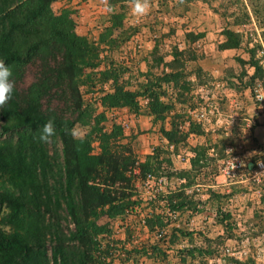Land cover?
Instances as JSON below:
<instances>
[{
	"label": "rangeland",
	"instance_id": "rangeland-1",
	"mask_svg": "<svg viewBox=\"0 0 264 264\" xmlns=\"http://www.w3.org/2000/svg\"><path fill=\"white\" fill-rule=\"evenodd\" d=\"M104 7L101 0H59L52 4L56 14L64 9L71 11L76 33L94 43H100L101 34L109 26L110 13ZM116 11L123 12L122 28L112 33L117 46L98 45L99 67L83 70L82 79L95 76L79 87L83 105L90 107L93 115L102 111L97 100L111 87L110 82H97L96 75L108 67L118 71V82L132 91L144 84L142 75L148 70L151 80L177 72L175 83L164 82L157 90L162 101L171 102L172 110L165 120L154 123L153 118L139 114L138 122H133L135 128L123 131L119 144L129 145L134 156L143 161L155 148L166 144L161 128L169 130L176 125L185 137L169 147L170 165L166 161L162 166L168 192L181 191L185 186L186 210L170 218L172 223L163 229L162 237L148 231L143 218L153 209L157 211V206L149 200L152 193L135 182V199L141 206L122 218L103 217L99 221L109 224L112 239L117 241V250L105 264H127L129 260L130 264H136V260L137 264H264V144L258 143L255 136L259 134L253 131L260 127L264 134V102L256 99L257 89L264 93V0H151V10L143 18L132 16L129 2ZM225 29L238 35V48L220 49ZM187 34L190 36L186 38ZM251 60L257 62L259 71L251 66ZM38 69V64L28 65L23 78L14 84L16 89L25 91L35 81ZM144 100L138 99L142 107ZM42 109L70 117L61 95L44 99ZM201 112L206 113L204 120L198 118ZM130 115L128 110L106 111L101 125L110 131L113 125L132 120ZM93 145L97 153V143ZM201 151L200 163L205 167L196 172L191 169V161ZM230 156L241 160L244 167L227 178L222 168ZM258 163L263 167L258 168ZM180 171H190L188 178L179 179ZM161 211L169 218L165 209ZM5 212L3 208L1 215ZM222 213L230 215L223 224ZM170 227L192 236L168 246L164 240ZM156 244L160 252L155 257L132 254L142 248L151 253L150 247ZM192 247L212 252L196 254L194 259L186 257L182 263L181 250Z\"/></svg>",
	"mask_w": 264,
	"mask_h": 264
},
{
	"label": "trees",
	"instance_id": "trees-1",
	"mask_svg": "<svg viewBox=\"0 0 264 264\" xmlns=\"http://www.w3.org/2000/svg\"><path fill=\"white\" fill-rule=\"evenodd\" d=\"M56 1L59 0H0V60L12 68L14 84L23 78L28 65L38 64L39 68L35 81L23 92L14 86L12 98L0 108V264H105L117 250V241L112 239L109 224H100V219L115 220L139 208L135 182H144L148 174L167 176L162 163L170 165L169 147L185 137L176 125L169 130L162 127L166 144L139 161L129 145L119 144L123 136L119 125L104 130L101 123L106 120L105 112L114 109L124 108L133 116L142 114L153 118L154 123L163 122L172 106L160 99L157 90L164 82L175 83L177 72L151 80L148 70L142 75L144 84L132 91L118 82L119 72L113 67L101 70L96 75L97 82H110L111 90L101 95L102 111L93 115V110L83 105L79 87L95 76L82 79V72L99 67L98 45L117 46L112 33L122 28L123 12L116 9L128 0H108L114 11L109 14V26L101 34L100 43L76 33L68 9L54 13L52 4ZM224 36L220 49L238 48L239 38L234 31L225 29ZM250 53L253 59V50ZM251 66L260 70L256 61L251 60ZM60 95L69 108V118L42 109L44 99ZM139 98L147 100L144 107ZM49 119L54 120L56 135L51 143H38L34 137ZM77 124L89 129L82 143L64 131ZM202 152L191 161V169L196 172L205 167L200 163ZM189 174L190 171H180L178 178H188ZM184 187L181 191L156 192L149 199L157 211L153 209L143 218L148 231L159 236L171 225L170 217L161 210H186ZM3 208L6 212L1 215ZM220 217L223 224L230 215L222 213ZM191 236L170 227L164 242L173 246L180 238ZM101 239L106 242L103 244ZM150 248L151 253L142 248L132 254L155 257L160 252L158 244ZM204 250L182 249L181 262L186 257L194 259L196 254L212 252Z\"/></svg>",
	"mask_w": 264,
	"mask_h": 264
},
{
	"label": "clouds",
	"instance_id": "clouds-1",
	"mask_svg": "<svg viewBox=\"0 0 264 264\" xmlns=\"http://www.w3.org/2000/svg\"><path fill=\"white\" fill-rule=\"evenodd\" d=\"M130 4V11L134 18H143L151 10V0H128ZM101 3L105 6L104 10L107 13L114 11L113 6L108 3V0H101ZM13 77V70L10 66H7L3 60H0V108L8 103L12 98L14 90V82L11 79ZM65 134L73 138V140L83 142L89 129L87 126L76 125L71 129H65ZM56 135L54 126V120L49 119L41 128L38 136L34 137L38 143L48 144L51 143V138ZM79 151V147H77Z\"/></svg>",
	"mask_w": 264,
	"mask_h": 264
},
{
	"label": "built area",
	"instance_id": "built-area-1",
	"mask_svg": "<svg viewBox=\"0 0 264 264\" xmlns=\"http://www.w3.org/2000/svg\"><path fill=\"white\" fill-rule=\"evenodd\" d=\"M256 99L258 101L264 102V93L262 92L261 88L256 90ZM146 103H147V100H144V105ZM97 105L100 107L98 100H97ZM198 118L200 120H204L206 118V113H204V112L199 113ZM131 119L132 120H126V121L120 122V126L124 132L130 131V130L132 131V129L135 128V125L133 123L135 116H132ZM181 159H182V161L186 160L184 157H182ZM187 161H188V159H187ZM243 167H244V164L242 163L241 160H239L237 157L230 156L225 160V162L223 164L222 173L225 177L231 178L235 175L236 172L240 171ZM257 167L261 168V167H263V164L258 163ZM141 183L152 194L156 193V192L165 193L166 189H167V179L165 176L156 177V176H152V175L148 174L146 176L144 182H141ZM152 194L149 197V199L154 198V195H152ZM166 213L170 218H174L177 216L176 212L166 211ZM161 234H159V236H161Z\"/></svg>",
	"mask_w": 264,
	"mask_h": 264
},
{
	"label": "crops",
	"instance_id": "crops-1",
	"mask_svg": "<svg viewBox=\"0 0 264 264\" xmlns=\"http://www.w3.org/2000/svg\"><path fill=\"white\" fill-rule=\"evenodd\" d=\"M111 112H117V113H119V112H121V113H124V112H127V110L126 109H124V108H122V109H114V110H111ZM130 116H133V115H130ZM138 119H140V116H135V123H137L138 122ZM136 120H137V122H136ZM142 121V120H141ZM140 122V121H139ZM136 128H137V126H136ZM260 127H256L253 131H254V134H257V132H258V134L259 135H256L255 137H256V139H257V141H258V143H260V144H264V134L263 133H260V131L258 130ZM125 246V245H124ZM114 263H115V260L113 261ZM127 264H130V260L128 261V262H126ZM136 264H137V260H136Z\"/></svg>",
	"mask_w": 264,
	"mask_h": 264
}]
</instances>
